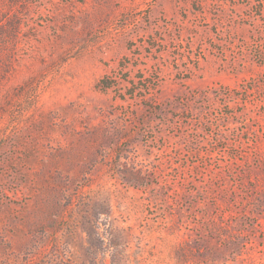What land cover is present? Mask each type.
Here are the masks:
<instances>
[{"label": "rangeland", "instance_id": "rangeland-1", "mask_svg": "<svg viewBox=\"0 0 264 264\" xmlns=\"http://www.w3.org/2000/svg\"><path fill=\"white\" fill-rule=\"evenodd\" d=\"M0 264H264V0H0Z\"/></svg>", "mask_w": 264, "mask_h": 264}]
</instances>
